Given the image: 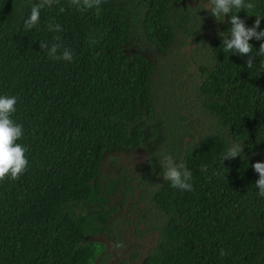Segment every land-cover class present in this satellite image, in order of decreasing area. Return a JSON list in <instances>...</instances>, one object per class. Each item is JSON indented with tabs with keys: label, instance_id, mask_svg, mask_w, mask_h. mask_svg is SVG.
I'll use <instances>...</instances> for the list:
<instances>
[{
	"label": "trees",
	"instance_id": "trees-1",
	"mask_svg": "<svg viewBox=\"0 0 264 264\" xmlns=\"http://www.w3.org/2000/svg\"><path fill=\"white\" fill-rule=\"evenodd\" d=\"M38 2L0 0V95L18 98L28 150L27 171L0 181V264H264L251 167L264 162V56L247 68L223 51L230 16L217 22L204 0H54L25 30ZM248 2L252 16L237 15L264 29V0ZM54 44L72 61L51 58ZM233 142L243 154L221 163ZM166 155L192 172L191 191L164 179ZM133 180L128 211L143 204L133 224L155 246L121 242Z\"/></svg>",
	"mask_w": 264,
	"mask_h": 264
},
{
	"label": "clouds",
	"instance_id": "clouds-1",
	"mask_svg": "<svg viewBox=\"0 0 264 264\" xmlns=\"http://www.w3.org/2000/svg\"><path fill=\"white\" fill-rule=\"evenodd\" d=\"M53 2L54 0H39L38 3L34 4L29 17L24 22L25 30L34 28L40 21L41 10L45 6L50 7ZM71 2L75 3L76 0H71ZM82 2V10L98 9L102 0H82ZM202 6L217 22H220L225 16H230L228 20L230 24L228 35L223 37V51L234 53L238 56H247L246 66L247 68H252L255 57L264 56V29L258 31L261 23L260 18H256L253 25L249 27L237 14L241 10H247L248 16H252L251 13L256 5L248 2V0H204ZM60 11H64V9L61 8ZM57 30H59V25H57ZM252 39L261 41L259 50L255 51V53L253 46L249 43ZM95 43H97L96 40L91 41V44ZM40 46L41 48L45 47L43 42H41ZM57 51L58 47L54 44L49 56L58 60L72 61L73 55L70 51L63 50L59 55H52ZM261 67L264 68V63L261 64ZM17 99L16 96L0 95V181L8 178L16 180L28 168L26 156L28 150L21 143H17L23 137L24 129L22 124L17 123L12 118L16 112ZM243 148L238 142L230 144L221 158V163L225 159L241 157ZM251 167L258 174V179L255 181L258 195L264 198V162H255ZM163 168L164 179L169 180L173 188H178L182 191L192 190V172L183 163L177 166L174 164L172 156L166 155ZM201 171H207V166L202 165ZM219 255L223 257L227 253L224 249H220Z\"/></svg>",
	"mask_w": 264,
	"mask_h": 264
},
{
	"label": "flooded vegetation",
	"instance_id": "flooded-vegetation-1",
	"mask_svg": "<svg viewBox=\"0 0 264 264\" xmlns=\"http://www.w3.org/2000/svg\"><path fill=\"white\" fill-rule=\"evenodd\" d=\"M186 47L188 48V45H186ZM184 141H185V138H184ZM105 163H103V165H105ZM149 181L150 180H148L147 182H149ZM133 184H134L135 187L132 190V195H128L127 196V198L131 197V199L128 201V203L130 201H136L138 195H137V197H135L134 196V191L137 189L138 192H139V190H140V188L138 187V181L137 180H133ZM143 186L144 185H142V187ZM127 198H126V201H127ZM127 204L125 202V206L122 208V216L124 218L128 219V223L130 225V231H129L128 235L122 237L121 242L124 243V244H128L129 242H132L134 244L143 245V246L153 245L154 242L152 241V234L154 235L153 237L155 239L156 238V236H155L156 232L150 233L148 231H144L145 226H144L143 222L137 223L136 227L133 224V221L136 218L135 212H137L140 208H142L143 204L139 203L138 206L133 205L130 208L131 210H129V211H128L129 208L127 207ZM136 228L138 230H136ZM140 231H142V232H140ZM138 251H139L140 254L142 253L141 249H138ZM138 261L139 260H137V263H138ZM120 262H121V260H118L116 264H119ZM139 263H140V261H139ZM126 264H129V262H127Z\"/></svg>",
	"mask_w": 264,
	"mask_h": 264
},
{
	"label": "water",
	"instance_id": "water-1",
	"mask_svg": "<svg viewBox=\"0 0 264 264\" xmlns=\"http://www.w3.org/2000/svg\"><path fill=\"white\" fill-rule=\"evenodd\" d=\"M192 46H193V44H192ZM181 51H183V49H180ZM182 113L184 114L185 112L184 111H182ZM187 140V137H185V141ZM132 157H133V159L136 161V163L138 164V165H141V164H143L145 161H146V154H145V152L141 149V148H136L134 151H133V153H132ZM106 162V157H104V159H103V163H105ZM136 183V182H135ZM137 195H138V190L136 189L135 191H134V196L135 197H137ZM131 199V197H128L127 198V201H126V204L128 203V201ZM125 210V209H124ZM155 236L157 237V232L155 233ZM156 245V241L153 243V245L152 246H155ZM138 263H139V261H138Z\"/></svg>",
	"mask_w": 264,
	"mask_h": 264
}]
</instances>
